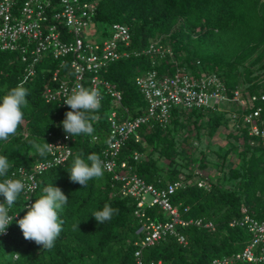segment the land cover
I'll return each mask as SVG.
<instances>
[{"label": "trees", "instance_id": "trees-1", "mask_svg": "<svg viewBox=\"0 0 264 264\" xmlns=\"http://www.w3.org/2000/svg\"><path fill=\"white\" fill-rule=\"evenodd\" d=\"M93 20L105 28L114 22L126 25L131 50L138 51L159 38L163 45L169 47L173 57L191 72H214L226 87H240L248 93L264 94V0H97ZM151 61L147 55L130 54L109 63L101 72V76L120 91V106L126 110L123 113L126 116L144 112V101L134 86L133 77L150 68L157 73H170L173 69L167 57H155L152 66ZM54 64L47 59L41 61L35 73L25 77L28 107L22 108L23 123L15 135L7 141H0V155L6 156L10 162L8 175L11 178L18 179L16 173L10 175L17 168L28 171L35 161L45 157L35 154L30 140L43 143L64 132L61 124L65 116L63 109L54 103L44 102L41 96ZM38 66L49 71L39 72ZM25 78L18 56L14 52L0 51V89H4V85L14 87ZM100 104L95 113L98 119L93 121L95 140L89 141L87 134L76 136L70 144L71 152L67 159L38 175L37 187L27 197L28 204H31L44 194V188L52 184L69 198L64 210L58 212V217L63 220V230L55 246L46 250L34 241L24 239L16 222L27 210L22 208L23 203H27L22 192L9 213L12 215L19 211L17 217L7 226V233L0 236V264L134 263L133 241L138 239L139 234L135 231L140 225L132 212L134 201L118 195V183L110 180L109 173L104 172L102 179L89 181L87 187L69 179L68 170L77 154L83 153L82 158L86 160L90 153L99 156L104 146L107 132L105 116L112 104L106 96ZM255 104L261 105L260 117L264 119V105ZM118 110L122 113L121 109ZM171 116L164 128L142 126L139 132L143 146L128 139L119 157H126L134 172L154 186H161L181 175L189 179L195 169H204L206 162L202 154L199 158L188 156L180 162L176 152V133L190 124L195 133L204 128L207 137H211L218 127H228L226 137L231 140L229 146L220 148V153H217L220 159L218 167L224 171V182L206 175L208 190L190 181L170 196L171 203H180L178 209L182 219L201 217L212 221L215 228L177 227L185 243L166 237L141 249L139 258L142 264H201L237 251L246 243L248 233L244 228L227 226L229 219L240 214L241 207L255 219H264V148L259 144H249L250 138L238 120V127H234L232 122L228 126L224 113L172 109ZM185 140L184 145H191ZM235 149L240 160L237 166L227 159L228 153ZM133 150L142 154L139 161L131 160L130 152ZM226 182L230 184L226 185ZM4 199L0 194V203ZM105 203L118 212L110 221L99 224L90 212L101 209ZM183 206L187 207L186 211H182ZM144 213L153 221L164 218L156 206L144 208ZM15 253L20 254V259H13Z\"/></svg>", "mask_w": 264, "mask_h": 264}, {"label": "built area", "instance_id": "built-area-1", "mask_svg": "<svg viewBox=\"0 0 264 264\" xmlns=\"http://www.w3.org/2000/svg\"><path fill=\"white\" fill-rule=\"evenodd\" d=\"M96 5L97 0H0V51L14 52L18 56L23 64V78L32 76L41 61H53L55 64L51 71L38 66L39 72L49 71L41 96L44 102L54 103L64 113L70 110L63 102L64 89L71 90L76 84L98 89L100 101L103 96L110 99L112 108L105 116L107 132L99 158L105 163L104 172L109 173L110 180L118 183V195L134 201L132 212L140 225L135 231L139 234L138 239L133 241V264H142L139 258L141 249L160 239L173 237L178 243H185L177 227L194 225L214 230L215 225L201 217L182 219L178 209L180 203L170 201V196L190 181L208 190L204 172L195 169L189 179L181 175L161 186L146 183L134 172L126 157H119L125 141L130 139L143 146L139 132L142 126L164 128L172 118V109H198L224 113L234 127H238V120L250 138L249 144H259L264 148L262 107L255 104L264 105V94L248 93L240 87H226L214 72H191L173 57L169 47L163 45L159 38L138 51L131 50L129 31L124 24L111 23L107 29H102L100 39L88 41L93 34L89 26L96 23L93 20ZM139 53L152 58L151 66L155 57H167L173 69L170 73H157L150 68L133 77L134 86L144 101V112L129 117L123 114L126 110L120 106V91L104 79L101 72L109 63ZM65 136L66 133L62 132L49 139L46 143L51 144L50 152L35 161L30 170L19 167L10 173L12 176L16 173L18 179L25 182L27 189L23 194L26 204L29 203L28 195L37 187V176L62 164L69 156L70 144L75 137L69 135L66 139ZM88 137L89 141L95 140L94 135ZM130 158L139 161L142 154L133 150ZM144 195H148V200L142 198ZM152 206L162 211V221H153L145 215L144 208ZM186 209V206L182 207V211ZM239 211L238 216L227 221V226L244 228L248 233L246 243L237 251L201 264H264V219H255L244 207ZM12 215L17 217V214Z\"/></svg>", "mask_w": 264, "mask_h": 264}, {"label": "clouds", "instance_id": "clouds-1", "mask_svg": "<svg viewBox=\"0 0 264 264\" xmlns=\"http://www.w3.org/2000/svg\"><path fill=\"white\" fill-rule=\"evenodd\" d=\"M25 82L26 78L14 87L8 88L4 85V89H0L3 93L0 94V141H7L10 136L15 135L18 126L23 123L22 108L28 107L26 99L28 89L24 87ZM63 96V102L70 108L61 121L63 131L66 133L65 138L67 139L69 135L76 137L81 134L91 136L95 131L93 121L98 119L95 113L101 107L99 90L76 84L71 90L64 89ZM29 143L35 154L41 157L51 150V144L45 141L39 143L30 140ZM82 156L83 153H80L74 157L68 173L70 181L87 187L89 181L103 178L106 165L96 153L88 154L86 160ZM10 167L8 158L0 155V178H3L0 179V194L5 198L4 202L0 203V234H4L7 226L12 222L14 215L9 213L20 194L27 189L25 182L9 177ZM43 193L31 204L23 203L22 208L27 210L16 222L25 240L34 241L43 249L51 250L63 230V220L58 217V212L64 210L69 198L59 187L52 184L44 188ZM115 212H118V209L105 203L101 209L90 213L99 224H103L105 221H110ZM13 259H20V254L15 253Z\"/></svg>", "mask_w": 264, "mask_h": 264}, {"label": "rangeland", "instance_id": "rangeland-1", "mask_svg": "<svg viewBox=\"0 0 264 264\" xmlns=\"http://www.w3.org/2000/svg\"><path fill=\"white\" fill-rule=\"evenodd\" d=\"M103 28L105 27L101 23H94L90 25L89 30L90 32H93V34L89 36L88 41H95L100 39V32ZM203 119H205V117ZM227 122L228 126H230L231 122L229 119ZM228 130V127L224 128L220 126L212 134L211 137H207L204 128H201L198 133H195L190 124L186 125V127L180 129L175 135L177 159L180 160V162H183L184 159L188 156L199 158L200 154H202L206 162V167L204 169H201V171L210 177H218L220 182H224V171L219 169L218 167L220 159L217 156V153H220V148L224 149L229 146L231 140L226 137V133L228 132ZM184 139H186L185 142L187 144L191 145H184ZM239 148L240 147H237L236 149ZM236 149L230 151L227 155V159L235 164V166L240 163V160L236 153ZM157 162L159 164H162L161 160H158ZM229 184L230 183L226 182V185ZM142 198L144 200H148L149 197L148 195H144Z\"/></svg>", "mask_w": 264, "mask_h": 264}]
</instances>
